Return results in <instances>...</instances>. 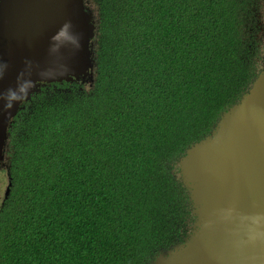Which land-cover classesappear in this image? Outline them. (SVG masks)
I'll use <instances>...</instances> for the list:
<instances>
[{
	"label": "trees",
	"instance_id": "obj_1",
	"mask_svg": "<svg viewBox=\"0 0 264 264\" xmlns=\"http://www.w3.org/2000/svg\"><path fill=\"white\" fill-rule=\"evenodd\" d=\"M86 2L91 83L45 81L7 128L0 264H150L181 241L178 158L262 69V0Z\"/></svg>",
	"mask_w": 264,
	"mask_h": 264
},
{
	"label": "water",
	"instance_id": "obj_2",
	"mask_svg": "<svg viewBox=\"0 0 264 264\" xmlns=\"http://www.w3.org/2000/svg\"><path fill=\"white\" fill-rule=\"evenodd\" d=\"M65 21L79 47L51 51L50 38ZM94 25L83 0H0V92L18 76L32 81L23 101L41 82L90 80ZM21 101L8 108L0 100V159ZM178 172L194 219L150 264H264V62L209 133L185 148Z\"/></svg>",
	"mask_w": 264,
	"mask_h": 264
},
{
	"label": "clouds",
	"instance_id": "obj_3",
	"mask_svg": "<svg viewBox=\"0 0 264 264\" xmlns=\"http://www.w3.org/2000/svg\"><path fill=\"white\" fill-rule=\"evenodd\" d=\"M83 3H84V6L89 8L90 12L92 13V18L95 21L94 29H96L97 20L98 19L96 18V15H95V12H94V8H93V6H87L86 0H83ZM50 39H51V41H55L56 42L54 44L53 43L51 44V51H57L61 46H64L65 44L72 45L74 47H79L78 38H76L74 36V34L71 32V24H70L69 21H65L60 26L58 31ZM93 40H94V43H95V38L94 37H93ZM94 43H92V47H93ZM92 47H91L92 58L94 59L95 54H94V49ZM5 69H6V64L4 62H0V75L3 74ZM93 69H94V67H93ZM73 80H79V79H73ZM73 80H71V81H73ZM88 81H89V83H87ZM90 81H92V75H91V79L90 80H86V79L79 80L80 84H82V85H88V84L91 83ZM43 83L44 82H41L40 84H43ZM31 87H32V81L30 79L21 80L19 78V76H18V83H17V85L14 88H9V89H6L4 92H0V100H2L4 102V104L8 108H11L13 103H17V102L21 101L28 94L29 89ZM37 87H36V89H37ZM81 87H83V86H81ZM31 94H32V92L30 93V95ZM30 95H29V98H30ZM22 102H23V100L20 102V104ZM20 104H19V108H21ZM1 160L5 161L3 156L0 159V164L1 163L4 164V162H2ZM164 249H166V248H164Z\"/></svg>",
	"mask_w": 264,
	"mask_h": 264
},
{
	"label": "rangeland",
	"instance_id": "obj_4",
	"mask_svg": "<svg viewBox=\"0 0 264 264\" xmlns=\"http://www.w3.org/2000/svg\"><path fill=\"white\" fill-rule=\"evenodd\" d=\"M83 87L87 88V85H83ZM8 180L9 177L6 175L5 170L3 169V167H0V203L2 201V198L5 197L4 191L6 189V186L8 185Z\"/></svg>",
	"mask_w": 264,
	"mask_h": 264
},
{
	"label": "flooded vegetation",
	"instance_id": "obj_5",
	"mask_svg": "<svg viewBox=\"0 0 264 264\" xmlns=\"http://www.w3.org/2000/svg\"><path fill=\"white\" fill-rule=\"evenodd\" d=\"M262 2H263V6H264V0H262ZM261 34L263 35V42H264V19H262V21H261V25H260V33L258 34V37H259ZM263 52H264V46H263ZM260 61L262 62V66H263V62H264V53H263V57H262V59H261ZM40 85H42V84H40ZM1 161L5 163L4 160H1ZM0 166L2 167V166H4V164L1 163ZM186 234H187V233H186Z\"/></svg>",
	"mask_w": 264,
	"mask_h": 264
}]
</instances>
